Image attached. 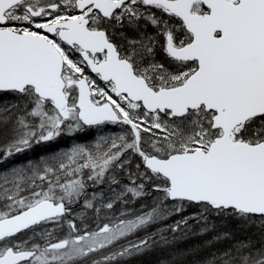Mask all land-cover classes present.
<instances>
[{"label":"snow or ice","instance_id":"1","mask_svg":"<svg viewBox=\"0 0 264 264\" xmlns=\"http://www.w3.org/2000/svg\"><path fill=\"white\" fill-rule=\"evenodd\" d=\"M0 264H264V0H0Z\"/></svg>","mask_w":264,"mask_h":264}]
</instances>
